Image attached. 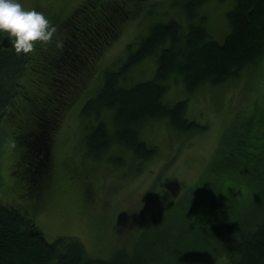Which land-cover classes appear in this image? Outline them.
Wrapping results in <instances>:
<instances>
[{
    "label": "trees",
    "instance_id": "trees-1",
    "mask_svg": "<svg viewBox=\"0 0 264 264\" xmlns=\"http://www.w3.org/2000/svg\"><path fill=\"white\" fill-rule=\"evenodd\" d=\"M210 1L171 0L162 12L153 0H81L68 6L59 1L44 12L55 25L53 37L36 41L28 52H17L7 33H0V122L5 115L17 116L13 139L19 158L34 168L27 176L51 170L57 135L51 133L69 107L72 87L77 90L78 81L85 87L84 74L96 68L101 49L115 42L122 26L141 11L146 31L129 42L117 62L101 69V83L80 109L84 157L119 169L130 152L139 171L158 153L145 139V127L166 121L177 133L199 129L202 123L187 116L188 97L167 101L171 84L180 82L190 96L205 85L222 86L238 78L264 58V0H215L232 2L223 41L208 27L203 6ZM168 10L174 13L168 15ZM148 58L156 63L153 75L134 76ZM39 64L50 70L43 72ZM28 68L36 71L31 85L47 86L35 95L42 100L34 105L30 102L37 97L28 96L16 114L9 112ZM55 68L61 71V84L47 78ZM263 160L264 109H255L224 132L201 178L166 207L168 221L161 226L167 223L168 236L161 226L153 239L144 229L131 252L120 249L110 257L93 256L76 236L47 240L32 217L0 201V264H208L212 255H223L226 264H264ZM41 193L35 192L38 197ZM183 202L177 219L170 212ZM245 215L250 216L247 222Z\"/></svg>",
    "mask_w": 264,
    "mask_h": 264
},
{
    "label": "rangeland",
    "instance_id": "rangeland-1",
    "mask_svg": "<svg viewBox=\"0 0 264 264\" xmlns=\"http://www.w3.org/2000/svg\"><path fill=\"white\" fill-rule=\"evenodd\" d=\"M59 1H64L68 6L77 5L81 0H21L27 8L43 6V12ZM153 1H157L161 12L168 9L171 2ZM231 6V1L220 3L215 0L203 6L208 16L209 30L220 41L229 32L227 11ZM168 11V15L174 13ZM143 12L138 13L135 21L130 20L122 26L115 42L101 49L96 68L84 74L85 80L82 79V82L85 87L82 88L81 81L76 83L80 85L76 87L77 90L72 87L66 98L65 107H69L62 114L57 131L51 133L53 137L57 134L51 148L53 166L50 171L43 169L36 177L40 188H28L26 185L31 178L22 171V158H19V150L13 139L17 116L5 115L0 122V201L32 217L47 240L52 242L60 236H76L93 256L110 257L120 249L131 252L136 237L144 229L151 239L158 233L163 234L164 230L168 236L169 231L163 227L167 223L161 226L162 222L168 221L163 216L166 207L176 202L186 189L201 178L214 158L224 132L253 110L264 109V58L258 66L245 69L238 78L222 86L205 85L190 96L180 82H174L166 94L167 101L188 97L187 116L202 123L199 129L187 134L177 133L166 121H157L145 127L144 137L157 146L158 153L139 171L135 170L137 167L131 161L130 152L127 163L119 169L109 163L106 166L104 163L95 165L89 162L84 157L85 131L79 117L80 109L101 83V69L117 62L126 53L129 42L135 41L146 31ZM98 44H101L99 40ZM155 66L154 59L148 58L134 76L151 77ZM37 67L43 72L50 70L45 64L44 68L41 64ZM55 69L57 72L51 70L52 74L47 72V78L49 83L57 80L55 83L61 84V71ZM34 75L36 71L33 68L26 70L9 112L16 114L17 107L26 103L28 96L32 99L37 97L35 95L41 92L39 88L46 86L31 85ZM50 86L53 87L52 84ZM40 100L37 97L30 103L37 105ZM23 165L30 166L24 162ZM262 165L264 167V160ZM33 181L36 183L35 178ZM38 190L42 191L39 197L34 193ZM41 197L43 199L39 204ZM185 206V202L180 206L175 204L170 213H175L174 216L180 219ZM249 219L250 216L245 215L242 220L247 222ZM222 256H209L208 264H226Z\"/></svg>",
    "mask_w": 264,
    "mask_h": 264
},
{
    "label": "clouds",
    "instance_id": "clouds-1",
    "mask_svg": "<svg viewBox=\"0 0 264 264\" xmlns=\"http://www.w3.org/2000/svg\"><path fill=\"white\" fill-rule=\"evenodd\" d=\"M55 31L43 11L27 8L21 0H0V33H7L17 52L32 50L34 42L50 40Z\"/></svg>",
    "mask_w": 264,
    "mask_h": 264
},
{
    "label": "flooded vegetation",
    "instance_id": "flooded-vegetation-1",
    "mask_svg": "<svg viewBox=\"0 0 264 264\" xmlns=\"http://www.w3.org/2000/svg\"><path fill=\"white\" fill-rule=\"evenodd\" d=\"M20 166H22V171L26 174L25 176L28 175V172H30V173L32 174V171L34 170V168H31L30 166H29V167H28V166H24L23 163H21ZM36 172H37V171H36ZM34 178L36 179V177H33V178L29 179V182H28V183H26V185H27L28 188H29V187H32L33 189H34V188L37 189V187L39 186V185L37 184V182L35 183V182L33 181ZM36 181H37V179H36ZM34 193H35V192H34Z\"/></svg>",
    "mask_w": 264,
    "mask_h": 264
},
{
    "label": "bare ground",
    "instance_id": "bare-ground-1",
    "mask_svg": "<svg viewBox=\"0 0 264 264\" xmlns=\"http://www.w3.org/2000/svg\"><path fill=\"white\" fill-rule=\"evenodd\" d=\"M166 93H167V92H166ZM167 97H168V96H167ZM167 97H166V98H167ZM55 186H56V185H55ZM55 186H54V187H55ZM52 191H53V190H52ZM54 193H55V192H54ZM58 194H59V193H58ZM58 194H56V196H57ZM60 194H61V193H60ZM51 195H52V193H51ZM54 196H55V195H54ZM75 196H76V195H75ZM50 199H51V198H50ZM67 205H68V204H67ZM69 206H70V204H69ZM69 206H68V207H69ZM73 208H74V207H73Z\"/></svg>",
    "mask_w": 264,
    "mask_h": 264
}]
</instances>
